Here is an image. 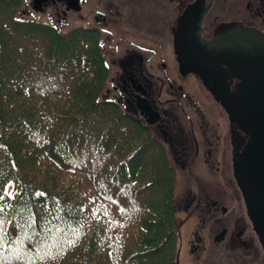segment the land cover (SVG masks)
<instances>
[{
  "label": "trees",
  "instance_id": "trees-1",
  "mask_svg": "<svg viewBox=\"0 0 264 264\" xmlns=\"http://www.w3.org/2000/svg\"><path fill=\"white\" fill-rule=\"evenodd\" d=\"M20 2L0 0V264H172L173 169L109 95L98 33Z\"/></svg>",
  "mask_w": 264,
  "mask_h": 264
},
{
  "label": "flooded vegetation",
  "instance_id": "flooded-vegetation-1",
  "mask_svg": "<svg viewBox=\"0 0 264 264\" xmlns=\"http://www.w3.org/2000/svg\"><path fill=\"white\" fill-rule=\"evenodd\" d=\"M74 10L84 12L90 22L86 27L95 30L108 47L109 95L149 127L163 146L167 161L179 162L187 153L198 155L210 173L227 178L236 192L232 199L235 209L229 210L227 204L224 206L217 199H202L201 213L210 216L214 223L202 231L199 229L202 224L198 223L187 234L190 257L205 247L214 250L227 236L226 244L234 249L232 263L250 257L264 264V253L232 175V161L247 134L229 119L225 107L214 96V90L221 88L233 91L239 79L225 64H221L215 79L205 81L180 64L187 56L184 46L196 44L199 38L208 40L236 26L254 29L264 38V0L20 2L22 15L37 17L41 13L44 20L58 27ZM137 104L148 105L155 118L147 121ZM192 199L182 194L181 210H186ZM221 214L237 218L221 224L216 219Z\"/></svg>",
  "mask_w": 264,
  "mask_h": 264
},
{
  "label": "water",
  "instance_id": "water-1",
  "mask_svg": "<svg viewBox=\"0 0 264 264\" xmlns=\"http://www.w3.org/2000/svg\"><path fill=\"white\" fill-rule=\"evenodd\" d=\"M186 48L180 64L201 80L215 79L221 64L239 79L233 91L221 88L214 90V96L247 134L232 161V175L264 253V38L254 29L236 26ZM137 106L147 121L155 118L148 105Z\"/></svg>",
  "mask_w": 264,
  "mask_h": 264
},
{
  "label": "rangeland",
  "instance_id": "rangeland-1",
  "mask_svg": "<svg viewBox=\"0 0 264 264\" xmlns=\"http://www.w3.org/2000/svg\"><path fill=\"white\" fill-rule=\"evenodd\" d=\"M74 11L67 14L62 24L59 25V29L63 30L75 25L89 26L90 22L87 21L83 14L84 12L81 10L80 12ZM43 16L41 13L37 14V17L40 19L45 17ZM104 43L103 40H99L100 49L107 65L106 77L108 80L110 65L107 55L108 47ZM196 87L198 88L197 85ZM196 87L194 86L195 90L197 89ZM169 163L173 169V198L175 217L178 224L172 254V264H228L226 262H230L229 264H259L257 258L252 259L250 257H241L238 263H232L230 258L234 249L226 244L228 240L227 236L224 237V240L214 250L208 251V247H205L201 253H196L193 257H190L187 248V234L198 223L202 224L201 228L198 227L201 231L214 223L210 216L201 213L202 199L208 197L220 200L224 206L227 204L230 210L235 209L232 199L237 195L235 190L230 186V181L227 178H221L219 175L210 173L198 155L187 153L180 158L179 162L169 161ZM180 163H182L181 166L179 165ZM182 194L193 197L186 210H181L180 196ZM234 218H237V215L233 217L230 214H221L216 217L221 224ZM200 220H203V222H200Z\"/></svg>",
  "mask_w": 264,
  "mask_h": 264
},
{
  "label": "snow or ice",
  "instance_id": "snow-or-ice-1",
  "mask_svg": "<svg viewBox=\"0 0 264 264\" xmlns=\"http://www.w3.org/2000/svg\"><path fill=\"white\" fill-rule=\"evenodd\" d=\"M2 198L3 197H0V199H2ZM37 256H38L39 259H43L44 258V256L40 255L39 253L37 254Z\"/></svg>",
  "mask_w": 264,
  "mask_h": 264
}]
</instances>
